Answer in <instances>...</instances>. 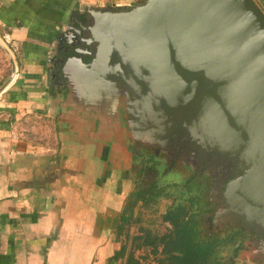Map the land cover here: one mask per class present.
Here are the masks:
<instances>
[{
  "label": "water",
  "instance_id": "obj_1",
  "mask_svg": "<svg viewBox=\"0 0 264 264\" xmlns=\"http://www.w3.org/2000/svg\"><path fill=\"white\" fill-rule=\"evenodd\" d=\"M79 9L88 14L80 27L89 37L62 69L68 98L85 112L124 115L133 142L186 141L215 156L239 174L224 214L240 215L246 226L264 223V12L255 0ZM0 49L11 66L1 94L17 68L1 39Z\"/></svg>",
  "mask_w": 264,
  "mask_h": 264
},
{
  "label": "crops",
  "instance_id": "obj_2",
  "mask_svg": "<svg viewBox=\"0 0 264 264\" xmlns=\"http://www.w3.org/2000/svg\"><path fill=\"white\" fill-rule=\"evenodd\" d=\"M44 1L0 0V31L19 58L0 94V264H155L161 249L151 256L143 232L169 229V206L159 221L142 220L153 210L132 218L122 149L48 111L41 70L57 18L31 14L56 2ZM255 2L264 12V0Z\"/></svg>",
  "mask_w": 264,
  "mask_h": 264
},
{
  "label": "flooded vegetation",
  "instance_id": "obj_3",
  "mask_svg": "<svg viewBox=\"0 0 264 264\" xmlns=\"http://www.w3.org/2000/svg\"><path fill=\"white\" fill-rule=\"evenodd\" d=\"M79 5L56 1L55 11L40 13L57 18L54 28L48 29L50 49L41 70L48 111L55 114L53 111L59 109L62 112L57 122L68 121L72 127L94 131L98 140L116 143L122 149L128 158L131 189L125 209L132 218L151 212L161 203L168 204L173 214L186 213L185 221L193 226L196 242L202 248L211 247L222 264H264V223L246 226L240 215L224 214L229 185L239 174H230L215 156L201 154L186 141L164 147L133 142L127 135L124 115L119 119L109 118L103 111L85 112L68 98L62 69L68 59L78 57V50L86 48L84 41L89 37L80 27L86 25L88 14ZM84 60L88 63L90 58L84 56Z\"/></svg>",
  "mask_w": 264,
  "mask_h": 264
},
{
  "label": "trees",
  "instance_id": "obj_4",
  "mask_svg": "<svg viewBox=\"0 0 264 264\" xmlns=\"http://www.w3.org/2000/svg\"><path fill=\"white\" fill-rule=\"evenodd\" d=\"M186 213L173 214L167 211L162 217L163 223L170 225L169 229L157 235L144 231L146 246L152 248L151 256L159 252L155 264H222L217 259L212 248H202L196 242L193 226L185 221Z\"/></svg>",
  "mask_w": 264,
  "mask_h": 264
},
{
  "label": "rangeland",
  "instance_id": "obj_5",
  "mask_svg": "<svg viewBox=\"0 0 264 264\" xmlns=\"http://www.w3.org/2000/svg\"><path fill=\"white\" fill-rule=\"evenodd\" d=\"M55 1H60V0H51V2H55ZM74 3L80 4V5H86V6H99V5H112L114 4L117 7H129L131 4H135L137 1L139 0H71ZM142 1V0H141ZM40 2V1H38ZM46 2V0L44 1ZM140 3V2H139ZM36 6V11H34L33 13H31L28 8L26 10H28L27 12H30L33 16H39V14L41 13V11L44 10V12H48L45 10L46 8H49L53 11H55L54 5L51 4H41V5H35ZM35 8V7H34ZM48 16V15H47ZM0 39L3 42V44L5 45V47L9 50V52L11 53V55L13 56V59L15 61L16 64V68L17 65L19 63V58H18V54L10 47H8V44L5 42V40L3 39V35H0ZM10 71H11V66L9 64V60L7 58V56L4 54V52L0 49V86L5 82L6 78L10 75ZM17 74V72H16ZM168 204H164L161 203L159 206H157L156 208L153 209L152 212H154L152 217L148 218H142V220H149V222H154V221H159L158 218H155V215L157 214V212L162 209L165 211V208L167 207ZM151 215V214H150ZM146 217V216H143ZM156 217H158V215H156ZM238 264H250V263H238Z\"/></svg>",
  "mask_w": 264,
  "mask_h": 264
},
{
  "label": "built area",
  "instance_id": "obj_6",
  "mask_svg": "<svg viewBox=\"0 0 264 264\" xmlns=\"http://www.w3.org/2000/svg\"><path fill=\"white\" fill-rule=\"evenodd\" d=\"M26 127H21L20 124H18L15 128V132L18 133V135L22 136L24 133H26Z\"/></svg>",
  "mask_w": 264,
  "mask_h": 264
}]
</instances>
